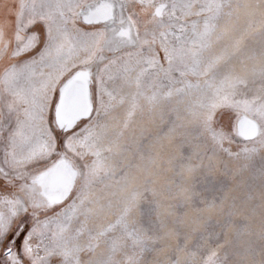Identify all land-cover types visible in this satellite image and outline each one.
I'll return each instance as SVG.
<instances>
[{
    "label": "snow or ice",
    "instance_id": "1",
    "mask_svg": "<svg viewBox=\"0 0 264 264\" xmlns=\"http://www.w3.org/2000/svg\"><path fill=\"white\" fill-rule=\"evenodd\" d=\"M0 264H264V0H0Z\"/></svg>",
    "mask_w": 264,
    "mask_h": 264
}]
</instances>
